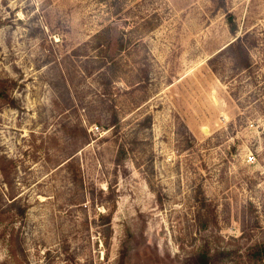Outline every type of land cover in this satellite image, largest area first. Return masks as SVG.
Wrapping results in <instances>:
<instances>
[{
  "label": "rangeland",
  "instance_id": "obj_1",
  "mask_svg": "<svg viewBox=\"0 0 264 264\" xmlns=\"http://www.w3.org/2000/svg\"><path fill=\"white\" fill-rule=\"evenodd\" d=\"M0 264H264V0H0Z\"/></svg>",
  "mask_w": 264,
  "mask_h": 264
},
{
  "label": "built area",
  "instance_id": "obj_2",
  "mask_svg": "<svg viewBox=\"0 0 264 264\" xmlns=\"http://www.w3.org/2000/svg\"><path fill=\"white\" fill-rule=\"evenodd\" d=\"M254 160H255V156H254V154H253V153L249 154V155H248V161L252 162V161H254Z\"/></svg>",
  "mask_w": 264,
  "mask_h": 264
},
{
  "label": "trees",
  "instance_id": "obj_3",
  "mask_svg": "<svg viewBox=\"0 0 264 264\" xmlns=\"http://www.w3.org/2000/svg\"><path fill=\"white\" fill-rule=\"evenodd\" d=\"M239 39V37L237 38V40Z\"/></svg>",
  "mask_w": 264,
  "mask_h": 264
}]
</instances>
